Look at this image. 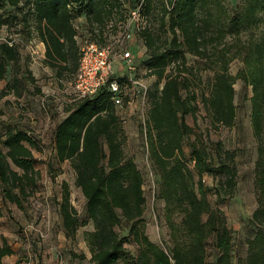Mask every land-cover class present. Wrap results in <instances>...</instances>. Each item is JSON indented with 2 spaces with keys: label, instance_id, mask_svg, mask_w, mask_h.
<instances>
[{
  "label": "trees",
  "instance_id": "1",
  "mask_svg": "<svg viewBox=\"0 0 264 264\" xmlns=\"http://www.w3.org/2000/svg\"><path fill=\"white\" fill-rule=\"evenodd\" d=\"M0 0L30 7L37 36L46 47V58L61 74L79 68L81 47L75 21L85 17L90 37L102 47L114 44L139 10L140 29L132 27L147 48L142 65L156 81L149 88L146 136L150 159L159 177L158 198L165 203L168 246L155 242L147 232L146 179L136 159L129 155L125 126L126 108L116 106L109 86L97 94L71 95L66 117L54 131L57 162H69L76 185L85 197L82 215L63 183L59 211L68 239L75 241L81 228L91 251L92 264H234V236L225 212L210 201L205 183L209 174L221 181V190L233 197L238 187L236 153L217 145L214 158L202 136L187 120L204 104L213 126L233 127L237 122L236 83L252 88L251 120L258 143L255 189L258 207L253 214L256 233L248 241L246 264H264V0H244L232 11L225 0ZM11 18L0 17V29L10 28ZM232 41V42H231ZM189 55L197 59L191 63ZM15 39L0 40V82L12 63L21 60ZM242 61L236 75L232 64ZM138 74L140 64H137ZM213 71L205 87L203 73ZM78 72V71H77ZM29 81L37 79L28 70ZM22 96L23 82H7ZM41 92V89H38ZM38 138L22 128L0 132V185L3 199L18 208L37 188L41 172L36 167ZM191 147L190 160L187 147ZM4 204L0 200V217ZM129 223V236L138 247L134 254L119 229ZM213 241L217 258L210 260ZM15 254L0 234V264ZM85 258L86 256H82Z\"/></svg>",
  "mask_w": 264,
  "mask_h": 264
},
{
  "label": "rangeland",
  "instance_id": "2",
  "mask_svg": "<svg viewBox=\"0 0 264 264\" xmlns=\"http://www.w3.org/2000/svg\"><path fill=\"white\" fill-rule=\"evenodd\" d=\"M128 7L135 6L134 0H127ZM244 0H225L234 11ZM30 7L21 3L19 6L8 5L0 11V17L11 18L10 28L0 29V40L13 38L21 46V60L12 63L8 77L0 82V132L4 134L10 128H22L36 136L40 142L35 149L36 167L41 172L36 192L25 202L24 208L6 202L0 185V200L4 204V215L0 217V234L6 237L15 249V254L7 257L3 264H92L91 251L85 241V231L93 225L81 228L75 241L67 238L60 216L59 201L62 198L63 183H69L72 200L82 215L85 214V197L76 185V175L69 162H57L54 151V131L59 122L67 115L66 108L74 93L71 83L75 80L78 69L60 73V67L51 65L46 58V47L34 31L33 17L29 21L25 15ZM79 31L78 43L90 37L85 17L75 21ZM232 42V41H231ZM135 54L134 63L140 64L139 75L146 79L149 87L156 79L149 76L142 63L147 58V48L139 36L129 44ZM191 63L197 59L189 55ZM243 67L242 61L236 60L231 72L236 75ZM28 70L37 79L29 81ZM119 76L128 73L127 62L115 63ZM16 76L23 82L22 96L11 92L7 82ZM214 72L203 73L205 87L213 80ZM41 89V92L38 91ZM252 88L242 79L236 83V103L238 105L237 122L233 127L212 125L208 112L201 102L196 115H189L187 120L194 127L193 138L202 136L208 144L214 158H217V145L222 143L225 150L236 153L239 169L238 187L233 197L221 190V181L212 175H205V183L210 188L209 198L215 207L221 208L228 217L229 226L234 236V264H246L248 241L255 236L256 226L253 214L258 207L255 189V167L258 159V143L254 136L251 113ZM125 126L129 135L128 153L134 157L143 171L148 199L145 219L147 232L157 243L168 246L169 229L165 217V203L158 198L159 177L150 159L145 130L143 110L138 103L124 111ZM192 149L187 147L190 160ZM130 224L125 222L119 229L128 239L127 247L138 254V247L129 236ZM45 234V236L42 235ZM210 260L217 258L218 251L213 241L209 244ZM82 256H86L83 258Z\"/></svg>",
  "mask_w": 264,
  "mask_h": 264
},
{
  "label": "built area",
  "instance_id": "3",
  "mask_svg": "<svg viewBox=\"0 0 264 264\" xmlns=\"http://www.w3.org/2000/svg\"><path fill=\"white\" fill-rule=\"evenodd\" d=\"M138 21L139 10H135L127 30L114 44L107 47L94 41L83 42L79 69L71 83L78 98L93 96L103 87L109 86L114 93L113 100L117 107L129 108L138 103L146 118L150 87L146 79L138 74L137 65L134 63L135 54L129 49L134 37L132 27L137 25L140 29L141 23ZM120 61L127 62L129 68L124 76H119L115 71V63ZM144 124L146 125V120ZM42 235L45 236L43 233Z\"/></svg>",
  "mask_w": 264,
  "mask_h": 264
}]
</instances>
